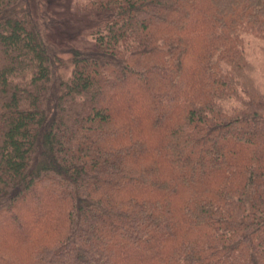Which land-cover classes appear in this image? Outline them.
Here are the masks:
<instances>
[{
	"label": "trees",
	"instance_id": "1",
	"mask_svg": "<svg viewBox=\"0 0 264 264\" xmlns=\"http://www.w3.org/2000/svg\"><path fill=\"white\" fill-rule=\"evenodd\" d=\"M75 1L0 0V264H264V0Z\"/></svg>",
	"mask_w": 264,
	"mask_h": 264
},
{
	"label": "rangeland",
	"instance_id": "2",
	"mask_svg": "<svg viewBox=\"0 0 264 264\" xmlns=\"http://www.w3.org/2000/svg\"><path fill=\"white\" fill-rule=\"evenodd\" d=\"M53 3L49 5L50 9L59 19L66 20L62 28H58L54 35V40L62 42L68 40L71 43H76L79 40L80 32L88 24V20L76 16L75 14V0H52ZM70 20V21H69ZM246 47L249 56L256 62V69L258 78L264 83V40L255 37H247ZM2 218H5L2 216ZM9 233L18 235L17 231H13L11 227L6 226Z\"/></svg>",
	"mask_w": 264,
	"mask_h": 264
}]
</instances>
